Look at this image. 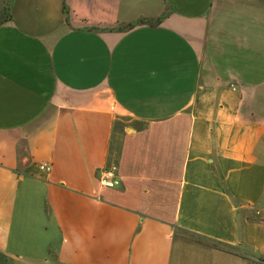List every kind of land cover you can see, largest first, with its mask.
Listing matches in <instances>:
<instances>
[{"label": "crops", "instance_id": "0c3cea01", "mask_svg": "<svg viewBox=\"0 0 264 264\" xmlns=\"http://www.w3.org/2000/svg\"><path fill=\"white\" fill-rule=\"evenodd\" d=\"M0 264H264V0H0Z\"/></svg>", "mask_w": 264, "mask_h": 264}, {"label": "built area", "instance_id": "2783aa9c", "mask_svg": "<svg viewBox=\"0 0 264 264\" xmlns=\"http://www.w3.org/2000/svg\"><path fill=\"white\" fill-rule=\"evenodd\" d=\"M43 169H50V164L44 162L40 164ZM120 183L119 178L116 176L115 171L112 167L104 168L99 176V184L101 187L117 186Z\"/></svg>", "mask_w": 264, "mask_h": 264}, {"label": "trees", "instance_id": "16d2710c", "mask_svg": "<svg viewBox=\"0 0 264 264\" xmlns=\"http://www.w3.org/2000/svg\"><path fill=\"white\" fill-rule=\"evenodd\" d=\"M182 233H183V235H185L189 238L195 239L197 241H200V242L206 243L208 245H212L214 247H218V248L230 251V252H234L235 248H234V246H232L230 244L209 238V237L204 236V235H200V234L195 233V232L182 230Z\"/></svg>", "mask_w": 264, "mask_h": 264}, {"label": "rangeland", "instance_id": "374dc122", "mask_svg": "<svg viewBox=\"0 0 264 264\" xmlns=\"http://www.w3.org/2000/svg\"><path fill=\"white\" fill-rule=\"evenodd\" d=\"M248 254H250V256H249L250 258L253 257V255H252L251 253H248ZM251 259H252V258H251ZM253 259H254V258H253Z\"/></svg>", "mask_w": 264, "mask_h": 264}]
</instances>
